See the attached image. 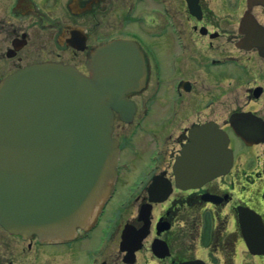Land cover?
Listing matches in <instances>:
<instances>
[{"label":"flooded vegetation","instance_id":"1","mask_svg":"<svg viewBox=\"0 0 264 264\" xmlns=\"http://www.w3.org/2000/svg\"><path fill=\"white\" fill-rule=\"evenodd\" d=\"M112 42L128 46L136 85L130 105L114 112L120 154L110 201L69 239L0 224V264H108L116 236V264H129L122 233L130 223L131 246L139 244L142 210L149 233L131 264L147 255L152 264H264L252 252L264 251V0H0V84L44 62L90 76ZM202 125L227 133L232 165L179 189L175 157Z\"/></svg>","mask_w":264,"mask_h":264},{"label":"water","instance_id":"2","mask_svg":"<svg viewBox=\"0 0 264 264\" xmlns=\"http://www.w3.org/2000/svg\"><path fill=\"white\" fill-rule=\"evenodd\" d=\"M102 52L109 65L104 75L96 70L89 77L71 66L44 62L0 85V224L8 231L45 240L69 238L110 197L119 153L113 110L135 88V61L124 59L128 48L121 43ZM190 139L174 166L180 188L224 175L233 161L229 138L218 127L202 125ZM141 232L139 241L147 233ZM130 235L127 224L121 242L125 263L133 262L141 245L134 249Z\"/></svg>","mask_w":264,"mask_h":264},{"label":"rangeland","instance_id":"3","mask_svg":"<svg viewBox=\"0 0 264 264\" xmlns=\"http://www.w3.org/2000/svg\"><path fill=\"white\" fill-rule=\"evenodd\" d=\"M121 198H122V196L120 194L119 199H117L113 202V204H112L113 208H115V207H117V209L119 208V205L121 204L120 201H122ZM114 229H115V227H114ZM116 235L117 234H115V236ZM117 241H118V236H116L114 241L111 242L110 245H108L107 252L105 253L106 254L105 257L108 258V262H109L108 264H116V263H118V260H120L119 255H115L118 252L117 251V243H116ZM146 258H148V255L139 259V261H137V264H152L151 262H147Z\"/></svg>","mask_w":264,"mask_h":264}]
</instances>
